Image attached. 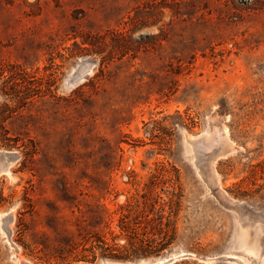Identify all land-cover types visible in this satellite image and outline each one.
Listing matches in <instances>:
<instances>
[{
  "label": "rangeland",
  "instance_id": "obj_1",
  "mask_svg": "<svg viewBox=\"0 0 264 264\" xmlns=\"http://www.w3.org/2000/svg\"><path fill=\"white\" fill-rule=\"evenodd\" d=\"M174 1L185 2L179 14ZM147 2L0 0V67L55 80L0 121V135L5 127L36 151L0 146V171L3 154L13 160L0 176V264L181 253L194 256L176 263L264 264V0H166L152 24L126 28ZM114 29L149 37L136 58L108 59L101 72L107 52L78 50L75 34ZM5 103L17 106L0 90ZM139 194L165 204L171 244L136 261L76 260L89 254L85 238L121 233V208Z\"/></svg>",
  "mask_w": 264,
  "mask_h": 264
},
{
  "label": "trees",
  "instance_id": "obj_2",
  "mask_svg": "<svg viewBox=\"0 0 264 264\" xmlns=\"http://www.w3.org/2000/svg\"><path fill=\"white\" fill-rule=\"evenodd\" d=\"M166 0H149L145 6H138L133 15L128 16V21H125V27H133L138 29L143 26L150 25V18L154 16V11L160 5L166 4ZM185 2L174 1L170 6L176 10V14L180 13V8ZM148 6L150 10L146 8ZM80 36L81 42H75V47L81 51H89L97 54H104L100 64L101 72L105 62L115 57L122 59L131 54L133 58L141 50L143 40L149 36H140L138 40H134L130 35L120 30H107L101 33H84L81 35L75 34V37ZM0 79L2 83L0 90L4 95L9 96L11 100L17 101V106L12 107L9 104L0 105V121L5 122L18 115V112L24 108L33 106L36 102L42 101L52 91V86L55 83L53 74L39 76L37 72H29L21 65H6L0 67ZM2 133L0 135V146L6 148H18L19 143L25 149V154L28 158L33 157L35 149L30 148L28 142L23 141L20 137H12L5 127L1 126ZM29 160V159H28ZM155 180H151L154 184ZM173 197L180 199L179 193H173ZM170 213H175V206L178 204L176 200L171 198L168 202ZM122 215L119 218L118 227L121 230L119 235L114 234L111 241L105 237L95 234L93 237L85 238L81 243L84 253L76 260L95 262L100 256L101 258L109 259L116 262L136 261L139 259L150 258L154 255H159L164 251L169 244L167 240L170 223H164L165 204L162 205L159 197H152L151 194H142L133 198V202L122 206ZM126 211V212H125ZM167 229V230H166ZM157 231V232H155ZM127 233L126 235H123ZM23 234V229L19 235ZM118 238H123V244L117 241ZM172 239V238H171ZM72 250H67L71 253ZM91 257V258H89ZM179 264V263H176Z\"/></svg>",
  "mask_w": 264,
  "mask_h": 264
},
{
  "label": "water",
  "instance_id": "obj_3",
  "mask_svg": "<svg viewBox=\"0 0 264 264\" xmlns=\"http://www.w3.org/2000/svg\"><path fill=\"white\" fill-rule=\"evenodd\" d=\"M4 159H6L8 162L12 160V156L10 153H5L2 155ZM194 254L192 253H181V254H174L167 257H159L157 259L152 260V263H158L163 262V264H174L178 261L193 257ZM225 261V260H224Z\"/></svg>",
  "mask_w": 264,
  "mask_h": 264
},
{
  "label": "bare ground",
  "instance_id": "obj_4",
  "mask_svg": "<svg viewBox=\"0 0 264 264\" xmlns=\"http://www.w3.org/2000/svg\"><path fill=\"white\" fill-rule=\"evenodd\" d=\"M204 145V144H203ZM204 149H206V148H204ZM1 152V151H0ZM8 153V152H7ZM220 155V154H219ZM15 156V155H14ZM215 159V158H214ZM215 160H218L217 159V156H216V159ZM215 160H214V162H215ZM6 161V160H5ZM4 161V162H5ZM5 163H7V161L5 162ZM12 164H13V160H11V161H9L8 162V164H7V166L4 168V167H2V168H4L2 171H0V176L2 175V173L3 172H5V173H9L10 171H9V168H10V166H12ZM212 164V163H211ZM3 166V165H2ZM213 170V169H212ZM213 173V172H212ZM213 179V178H212ZM214 179H215V177H214ZM216 180V179H215ZM216 182V181H215ZM4 215H0V218H2ZM6 219H8L9 220V218L8 217H5ZM11 221V220H10ZM13 222V221H12ZM7 227H9V226H7ZM10 230V229H9ZM24 263V262H23ZM27 263V262H26ZM140 263V262H139ZM139 263H137V264H139ZM142 263H145V262H142ZM146 263H148V264H163V262H158V263H152V261H146ZM31 264V263H30ZM131 264H136V263H131Z\"/></svg>",
  "mask_w": 264,
  "mask_h": 264
}]
</instances>
